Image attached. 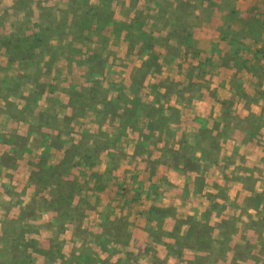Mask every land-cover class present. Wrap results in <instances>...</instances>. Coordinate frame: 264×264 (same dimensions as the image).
Returning <instances> with one entry per match:
<instances>
[{
  "label": "rangeland",
  "instance_id": "rangeland-1",
  "mask_svg": "<svg viewBox=\"0 0 264 264\" xmlns=\"http://www.w3.org/2000/svg\"><path fill=\"white\" fill-rule=\"evenodd\" d=\"M200 1L0 0V264H204V253L183 237L190 227L209 232L211 223L221 221L210 229L215 251L209 264H264V59L258 63L244 55L247 71L205 61L197 51L223 40L203 30L193 50H186L178 37L187 19L200 14ZM233 5L254 10L264 0H234ZM93 6L116 23L104 37L96 28L102 19L98 11L92 10L87 40L76 36L67 19L58 24L60 10L82 14L78 9ZM40 8L52 13L57 36L49 40L53 57L33 62L32 72L29 65L24 70L19 62L8 63L15 56L1 52L3 43L13 48L31 36L43 16ZM260 13L264 18V10ZM129 24L131 32L139 30L140 40H134L136 32L127 39ZM232 28L239 25L232 22ZM70 47L97 50L100 57L87 69L78 58L74 62ZM36 83L46 87L36 91ZM83 87L100 91L95 110L87 94L76 97ZM103 97L112 101L109 106ZM153 121L159 130L148 126ZM219 122L225 124L217 127ZM196 125L213 130L209 145L180 148L194 143L186 140ZM199 135L203 139V132ZM234 138L227 156L222 145ZM239 140L252 148L251 160L238 154ZM80 142L88 149L75 148ZM184 157L215 161L219 178L207 186L219 193L205 201L206 210L204 204L191 214L182 209L201 204L203 195L197 202L188 198L182 208L170 207L174 217L163 231L147 218L146 208L160 207L164 202L158 196L173 191L169 183L159 187L160 165L172 171ZM63 158L78 163L70 175L73 187L37 180L40 160L45 169L61 168ZM149 176L156 178L154 185ZM206 180L194 175L180 183L202 191ZM253 187L258 192L251 195ZM74 214L78 218L72 219ZM170 231L175 238L164 233ZM84 241L101 247L89 257L73 255Z\"/></svg>",
  "mask_w": 264,
  "mask_h": 264
},
{
  "label": "trees",
  "instance_id": "trees-1",
  "mask_svg": "<svg viewBox=\"0 0 264 264\" xmlns=\"http://www.w3.org/2000/svg\"><path fill=\"white\" fill-rule=\"evenodd\" d=\"M233 1L234 0H204L202 2L200 1L201 2L200 4L201 7L199 9L201 10L200 14L194 15L193 17L194 19L192 18L187 19V25L186 27H184L185 29L181 31V34H184V35H180L178 37L179 38L178 41L184 46V48H186V50H190V49L193 50V43L196 40L195 36L199 34L201 30L209 32L210 34L215 35L217 37H221L223 40L222 42L211 41L205 50H198L197 54L199 56L204 54L205 61H208L214 64L218 62V64H220L224 68L225 67L226 68L237 67L239 68V70L247 71L246 69L247 60L244 59V55L252 60H256L258 63H261L260 61L264 59V29H262L264 27V18H263V15H261L262 13H260V11L264 10V5H262L260 8L257 7L254 10L242 11L241 9H237V7H234ZM204 3L206 5H203ZM87 8L88 9L86 10L78 9L80 13L82 14H79L78 12L70 13L69 10H60V14H62L63 17L61 18V21L58 24H62V23L65 24L66 19H67V22L71 26V28H73L74 30L76 29V32H75L76 36L78 35L82 36V38H85L87 40L89 38L87 37L89 36L87 34H88V30L90 29L91 20L94 17L92 10L98 11L100 15H102L103 13L102 7L100 6H93V7H87ZM41 9L42 8H40L39 10ZM42 12H43V16L41 15L38 17L39 22L35 23L37 27L34 25L36 27V30L32 32L31 36L25 38V40L18 39L17 40L18 45L13 48H9L8 43L2 44L3 51L1 53H6V55L12 53L11 56H15V57L8 58V63H11L12 61H16V62H19L24 67V70L26 69L29 70L28 65L30 66L33 62H36L38 64L40 59H42L45 56L49 55L53 57L52 56L53 52L51 51L52 49L51 47H49V40L51 42V39L57 36L55 35V30L53 28V22L49 21V19L53 17H52V13H50V11L48 10L42 9ZM176 17L177 16H174L175 19ZM183 17H185V15ZM104 18L105 16L102 15V19H98L99 21L96 25V28H98V34L102 37L105 36L103 34L105 33L106 29H108V27H116V23L111 22L110 17H107L105 19ZM232 22H236V24L239 25V28L233 29ZM132 28H133L132 25L129 24L127 39L129 40V39L134 38L133 33L135 34L136 32L137 37L135 36L134 40L136 41L140 40L139 38L140 36L138 35L139 30L137 31L132 30L131 32ZM102 43H103L102 48L105 49L104 40L102 41ZM70 50H71L70 55L71 56L75 55L74 62L78 58L76 62L78 64H81L82 66L87 67V69L89 68L91 69L93 66L92 65L93 60L95 61L98 57H100V55L98 54V51L93 50V49L86 48L83 50H78V49L71 48ZM86 55L88 57H86ZM79 58H81V61L79 60ZM30 70L33 72L31 66H30ZM25 74L28 75L27 73ZM35 82H38V81H35ZM38 83L34 85V89L36 91H40L42 87V84L38 85ZM45 87L46 86L42 88H45ZM138 92L139 90H134V95H136L137 97H139ZM99 93L100 91L96 89L90 90V88L88 87H83L79 89L78 91H76L75 95L78 99H82L83 97H85L84 94H87L89 98L92 99V101H90L91 102L90 105L92 109H94V105H95L94 100L95 98H98ZM100 100H102V102L106 106H109L112 102V101H108L107 97L100 98ZM172 112L175 113V110H172ZM255 119L257 122L259 121L261 122L260 117L255 118ZM153 122L147 123L148 126L159 130V126H157V123H156L157 121H153ZM263 123L264 121H262L261 124ZM215 125L219 127L220 123L218 124L215 123ZM215 125L213 128H215ZM199 127L201 129V132H203L204 134L203 135L204 137L202 139L203 144L199 148H203L204 146L209 145V142H210L209 139L211 138L210 136H212L213 134L212 133L213 130L210 129V127H206V125L199 126ZM136 131H138V129H136ZM76 146L77 147L75 148H84L85 150L88 149V145H84L81 142ZM178 146L180 148L188 147V146H185L184 144L182 145L179 144ZM39 163H45V160H40ZM39 163H38L39 168L37 169L38 176L35 174L38 177L37 180H47L48 179L50 181L49 184L52 187L57 185L56 187L63 188L66 185V183L69 184L71 187H73L70 175L72 172V168H75V166L78 163H75V164L73 163L75 165L74 166V165H71L70 163H67L66 158L65 159L63 158V160L60 162L61 168H59L58 166L55 167V166L47 165L48 169H45L44 167L41 166L42 164H39ZM35 175L33 176V171H31L30 182L32 185H35V182L32 183ZM79 201L80 199L78 200V202ZM173 211H174L173 209L165 208V207L149 206L146 208L147 218L150 221L157 224V228L163 231L168 230L167 223L170 218L174 217ZM74 215L75 216L72 217V219H75V217L78 218L76 214ZM202 222L203 221H199V223H202ZM221 222L216 223V224L211 223L210 225H212L214 228L210 226L208 228L209 232H207V229L203 231L197 230L195 232V228L190 227V229H188L186 236L183 237L182 241L191 240L197 245L195 251L199 255H202L201 253H204L203 255L206 256L204 257L206 258V263L204 264L210 263V259L213 256V251H215V247L210 245V240L211 241L213 240L210 229L212 228L215 229V227L219 228V226L224 224V221L222 222V224H220ZM143 227L146 228V226H143ZM164 233H166L167 236L174 237V232L172 231L164 232ZM150 235L152 236L151 232H150ZM206 239L207 241H205ZM100 247L101 245L99 244L95 245L92 242L86 243L84 241L83 245L79 248H75L72 254L81 255L84 252L89 257L93 254V251L96 248L99 249ZM16 255L19 257L20 254L18 253V251H16ZM83 258L87 259L86 256H84ZM88 259L90 260L91 258H88Z\"/></svg>",
  "mask_w": 264,
  "mask_h": 264
},
{
  "label": "crops",
  "instance_id": "crops-1",
  "mask_svg": "<svg viewBox=\"0 0 264 264\" xmlns=\"http://www.w3.org/2000/svg\"><path fill=\"white\" fill-rule=\"evenodd\" d=\"M213 117H216V114H214ZM223 125L224 124L220 123L221 127ZM196 128L200 129V127L198 125H196L192 129V130L196 131L195 135L193 134L194 138L190 135L189 136L187 135L186 141H192V142L194 141L193 144L187 143L188 147L196 145V144H198L199 147L202 145V142H201L202 139L200 140V137L202 135L201 136L199 135L201 132L200 131L198 132V129H196ZM236 141H237V138H234V139H228V142L225 143L224 145H222L223 143H220V145L224 146L227 149V151H225L227 156L230 155L231 153H233V149H231L230 147L232 145H235ZM239 141L240 142H238V143H240L242 145V147H240L238 154H243V155L246 154V156L249 159H250V157H253L252 156L253 155L252 154V148L243 147L247 143L244 144L241 142V140H239ZM247 146H249V144H247ZM194 148H196V147H194ZM250 151H251V153H250ZM203 158L204 159H201L200 161H198V159H195V157H184V158H182L183 165H179L178 167L172 169V171H171V168H169L167 165H163V164L160 165L163 167V170L162 171L158 170L156 175H158L159 173L162 174L163 175L162 181L165 183L162 182L159 187L164 188V185H167V183H169V186L173 190V191H171L173 194H171V192H165V194L158 196V197L163 198L164 204H161V206H164L165 208H167V207L168 208H170V207L182 208L181 205H183L184 203H187V205L189 204L190 200L188 198L192 197L193 199H191V200H193V201L196 200V202H197L198 200H200V199H198V196L203 195V198H201V200L203 199V202L201 204H197V206H196V203L193 202V206L188 205L186 207H183L182 209L186 210L188 213L190 212L189 214H191L192 209H194V207H196L197 209H202L201 205L204 204L205 210H206L207 205H205L206 204L205 201L210 197L212 198V196L214 198H216V195L219 193V189L217 187H215L213 185L211 187H208L207 182L210 181V179H211V180H213V183H214V181L217 180L216 178H219V173H217V171H216V166L214 165V162H215L214 160H208L206 157H203ZM190 162H191V164H190ZM192 168L195 169L194 174L191 172ZM194 175H196L198 178L200 177V179H202V180L207 179L204 183L202 191L199 189H197V190H195L193 188L191 189L187 185V183L186 184L180 183L181 182L180 178H186V177L190 178V176H194ZM222 176H224V175H222ZM155 179H156L155 177L149 176L148 180L151 181V183H149V184L154 185ZM190 182H191V184H193V181H191L189 179L188 183H190ZM253 185H256V184H253ZM193 190H195V191H193ZM255 192H258L255 187L248 189V193L251 195H252V193H255ZM248 198H251V196H249ZM251 209H253V208L250 207L249 210H251Z\"/></svg>",
  "mask_w": 264,
  "mask_h": 264
}]
</instances>
